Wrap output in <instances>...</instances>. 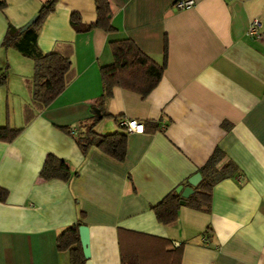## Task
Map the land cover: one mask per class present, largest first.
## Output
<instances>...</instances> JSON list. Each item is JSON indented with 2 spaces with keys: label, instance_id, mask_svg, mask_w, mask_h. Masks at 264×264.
Wrapping results in <instances>:
<instances>
[{
  "label": "crops",
  "instance_id": "obj_1",
  "mask_svg": "<svg viewBox=\"0 0 264 264\" xmlns=\"http://www.w3.org/2000/svg\"><path fill=\"white\" fill-rule=\"evenodd\" d=\"M44 1L6 0L0 9V74L7 75L0 126L22 128L0 140V186L8 190L0 200V264H69L56 240L81 211L91 264H122V251L138 264H264V0H195L182 9L176 0H109L113 32H78L70 23L72 11L94 22V0H58L37 44L45 53L72 48L75 75L41 107L32 99L33 59L3 39L9 24L22 27ZM255 18L261 38L247 32ZM123 37L158 63L166 37L168 55L146 97L114 87L107 111L119 119L96 125L105 134L125 119L144 123L143 132H127L120 162L94 146L84 154L76 139L102 92L100 66L113 61L109 42ZM216 147L226 155L221 164L232 159L239 171L214 185L210 209L182 204L176 221H158L152 205L174 188L189 194ZM48 153L66 161L69 180L40 175Z\"/></svg>",
  "mask_w": 264,
  "mask_h": 264
},
{
  "label": "trees",
  "instance_id": "obj_2",
  "mask_svg": "<svg viewBox=\"0 0 264 264\" xmlns=\"http://www.w3.org/2000/svg\"><path fill=\"white\" fill-rule=\"evenodd\" d=\"M58 0H45L38 10L36 21L21 30L9 24L3 39L4 46L15 47L23 56L33 59V75L31 79V92L33 101L39 106H48L66 87L74 77L75 70L72 65V48L68 51L54 49L43 52L37 44L38 29L44 17L55 8ZM96 19L91 23H84L77 11L70 13V23L78 32L101 28L106 32H113L117 28L112 23V8L109 0H94ZM6 0H0V9L5 7ZM113 61L100 66L102 92L94 105V111L86 124L83 134L77 137V144L85 154L90 147H96L104 154L117 161H124L127 153V132L121 125L110 133H100L96 129L98 122L104 117L119 119L120 115H112L107 111V102L113 96L114 87L119 86L146 97L161 81L168 55V42L165 37L164 61L158 63L146 52L142 51L137 43L130 37L114 39L109 42ZM7 83L5 72L0 74V85ZM30 112V113H29ZM26 121L30 119L32 110L28 107ZM60 129L69 132L67 125H57ZM22 128H14L6 124L0 126V140L14 139ZM225 152L216 147L206 162L199 167L201 178L193 185L191 192L183 195L182 190H170L152 209L158 221L171 223L178 219L181 200L188 207L196 210L208 211L212 203V190L220 180L230 177L239 171V167L232 159L225 158ZM40 175L46 179L58 178L69 180L72 173L66 161L53 153L45 157ZM184 183H187L186 181ZM8 190L0 186V200H5ZM85 212L81 211L80 219L57 236L56 245L59 250L69 251V264H85L81 246L79 225ZM122 264H138L132 254L121 253Z\"/></svg>",
  "mask_w": 264,
  "mask_h": 264
},
{
  "label": "built area",
  "instance_id": "obj_3",
  "mask_svg": "<svg viewBox=\"0 0 264 264\" xmlns=\"http://www.w3.org/2000/svg\"><path fill=\"white\" fill-rule=\"evenodd\" d=\"M195 0H176L174 2L175 9H182L185 7H189L194 5ZM260 20L255 18L251 21L248 27V35L254 38H261L262 32L260 31ZM121 124L124 126V130L126 132H143L145 129V125L143 122L139 121L138 119H125L121 121Z\"/></svg>",
  "mask_w": 264,
  "mask_h": 264
},
{
  "label": "water",
  "instance_id": "obj_4",
  "mask_svg": "<svg viewBox=\"0 0 264 264\" xmlns=\"http://www.w3.org/2000/svg\"><path fill=\"white\" fill-rule=\"evenodd\" d=\"M37 19V14H34L26 23L21 27V30L26 29L28 26L33 24ZM200 173L194 177L191 182H194L195 180H198L200 178ZM186 189H184L185 191ZM183 191V195L187 196L188 193ZM181 203L184 204V200H181ZM79 235H80V241H81V246L83 249L84 256L86 257V262L85 264H91L90 260V229L88 225L81 223L79 225Z\"/></svg>",
  "mask_w": 264,
  "mask_h": 264
},
{
  "label": "rangeland",
  "instance_id": "obj_5",
  "mask_svg": "<svg viewBox=\"0 0 264 264\" xmlns=\"http://www.w3.org/2000/svg\"><path fill=\"white\" fill-rule=\"evenodd\" d=\"M15 51H16V53H17L18 50H15ZM14 53H15V52H14ZM11 63H12V65H13V69H14V76H15L16 78L19 79V77H21V76H18V75L16 74V73H19V71H16V70H15L16 65L18 66L19 61H18L15 57L12 56ZM23 66H24V65H22V68H23ZM18 69H19V67H18Z\"/></svg>",
  "mask_w": 264,
  "mask_h": 264
}]
</instances>
